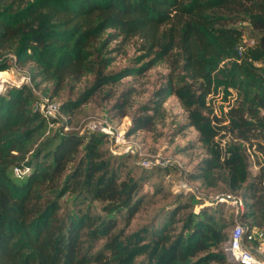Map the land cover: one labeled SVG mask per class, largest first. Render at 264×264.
Returning <instances> with one entry per match:
<instances>
[{
    "label": "trees",
    "instance_id": "trees-1",
    "mask_svg": "<svg viewBox=\"0 0 264 264\" xmlns=\"http://www.w3.org/2000/svg\"><path fill=\"white\" fill-rule=\"evenodd\" d=\"M126 44L136 51L132 65L109 70L111 53ZM159 63L164 81L137 107L131 132L155 130L175 96L186 112L182 127L197 131L204 152L183 175L200 190L241 196L240 218L263 228L264 0H0V71L27 66L31 81L0 93V264H237L224 251L229 208L201 195L176 197L157 222L128 232L143 173L169 168L138 172L128 154L110 152L104 133L65 130L67 119L47 121L34 107L33 88L42 83L51 84L53 99L92 76L58 103L67 116ZM135 93L133 86L120 92L116 115H127ZM215 95L222 104L210 115ZM226 134L232 138L222 143ZM242 143L254 147L252 176ZM15 166L29 171L15 177Z\"/></svg>",
    "mask_w": 264,
    "mask_h": 264
},
{
    "label": "rangeland",
    "instance_id": "rangeland-1",
    "mask_svg": "<svg viewBox=\"0 0 264 264\" xmlns=\"http://www.w3.org/2000/svg\"><path fill=\"white\" fill-rule=\"evenodd\" d=\"M245 26L243 44L249 45L252 44V40L248 26ZM113 44L114 43H111L110 46H113ZM135 54L136 51L131 44H126L123 51L120 53L112 52L111 55L114 59L109 66V70L117 71L126 65H132L131 58L134 57ZM3 72H6V74L0 75V93H4L5 90L13 87H19L22 84H31L30 79L29 82H26V78H22L23 76L28 77L27 66L21 67L13 65L11 68ZM166 72L167 68L165 64L159 63L136 79L132 76L123 77L112 85V94L110 97H104V91H99L78 109L68 113L67 116L64 115L67 119L66 124L68 129L78 131L88 130V123L92 118L99 117L107 119L115 130L123 134L127 140L124 144L112 145V147L116 152H119L117 155L128 154V164L131 166L135 165L136 169L139 170L138 172L143 171V166L135 162L142 157L150 159L165 158L176 160L181 164L182 167L179 165L176 167L170 166L167 171L154 169L147 170L143 173L145 174V178L137 192V196L142 198V203L138 212L126 227L128 232L146 226L150 222H157L161 214L171 208L176 197H180L179 200L182 202H186V200L190 199L189 194L191 193L182 187V180H185L184 182L186 185L189 184L194 189L203 192V196L208 200V203L203 202L207 205L209 204V200L214 198L215 195L222 193L221 187L209 191H203L198 188V181L189 180L187 177L181 179L184 176L182 171L185 172L191 170L196 162L204 155V152L197 141V131L193 127H182L186 123V112L175 96H169L165 100L163 104L165 118L157 123L155 130L146 131L136 129L131 132V117L138 106L144 104L151 98L153 92L164 81ZM0 73L2 72L0 71ZM91 80L92 76L88 75L74 88H65L61 90L53 97L54 102L59 103L66 99L74 98L77 92L89 85ZM127 86H133L136 89V93L132 96L131 105L127 108V115L120 117L118 114L116 115V110L112 109V104L117 100L120 92ZM51 87L52 86L49 83H42L39 88H33V90L39 92L43 90V94L49 95ZM215 96L216 97H214L211 102L212 106L210 115H219L218 106L222 104L221 97L219 95ZM223 104L225 105L226 102ZM56 126L58 125L55 123L51 124L49 127L54 129ZM221 138L222 143H224L225 140H231L232 137L230 134H226ZM107 145L110 146L109 143ZM242 145L246 148L247 158L249 162H251L250 172L252 176L258 170V165L254 164L255 157L252 155L254 147H249L247 143H242ZM125 148H129L127 152H124ZM258 159L261 160L260 155H258ZM250 179L251 178H249V180ZM159 186L160 190L158 191L157 188ZM246 186L247 183L244 184L242 189ZM191 202L193 203L194 201L191 200ZM196 206L194 207V211L197 208ZM229 229L230 226L227 228V233L229 232Z\"/></svg>",
    "mask_w": 264,
    "mask_h": 264
},
{
    "label": "built area",
    "instance_id": "built-area-1",
    "mask_svg": "<svg viewBox=\"0 0 264 264\" xmlns=\"http://www.w3.org/2000/svg\"><path fill=\"white\" fill-rule=\"evenodd\" d=\"M28 77L23 76L22 78H26V82H29ZM34 93L37 95V98L34 101V107L42 113L47 121H50L51 119H62L65 121L66 118L60 112L58 103L54 102L53 99L49 98L48 95H45L42 92L34 90ZM64 129H68L67 124H65ZM88 130L104 133L110 145L109 150L113 154H117L119 152H116L112 145H121L127 142L125 136L116 131L110 122L105 118H92V120L88 123ZM128 149L129 148H125L124 152H127ZM135 163L146 168H168L170 166H181L178 161L165 158L150 159L142 157ZM28 171L27 166H23V168L15 166L12 170L15 177H22ZM184 177L185 176L181 179ZM182 181V187L186 191L203 196V192H200L198 189H194L189 184L186 185L184 182L185 180ZM261 183L264 186V175ZM203 199L204 202L208 203V200L204 196ZM209 204L213 206L222 204L228 207L231 212L232 223L228 232V239L224 243V251L227 258L237 264H264V226L261 229L256 228L255 226H249L240 218V215L246 210V204L242 197L229 192L220 193L209 200Z\"/></svg>",
    "mask_w": 264,
    "mask_h": 264
},
{
    "label": "bare ground",
    "instance_id": "bare-ground-1",
    "mask_svg": "<svg viewBox=\"0 0 264 264\" xmlns=\"http://www.w3.org/2000/svg\"><path fill=\"white\" fill-rule=\"evenodd\" d=\"M2 73H0V75H5L6 74V72H3V71H1Z\"/></svg>",
    "mask_w": 264,
    "mask_h": 264
}]
</instances>
